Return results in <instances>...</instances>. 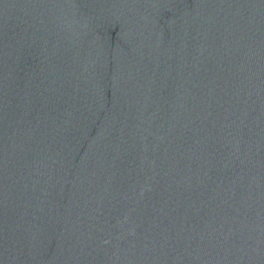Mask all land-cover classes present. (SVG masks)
I'll use <instances>...</instances> for the list:
<instances>
[{
    "label": "water",
    "instance_id": "1",
    "mask_svg": "<svg viewBox=\"0 0 264 264\" xmlns=\"http://www.w3.org/2000/svg\"><path fill=\"white\" fill-rule=\"evenodd\" d=\"M0 264H264V0H0Z\"/></svg>",
    "mask_w": 264,
    "mask_h": 264
}]
</instances>
